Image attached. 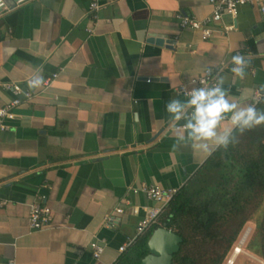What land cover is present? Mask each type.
<instances>
[{"label":"crops","instance_id":"obj_1","mask_svg":"<svg viewBox=\"0 0 264 264\" xmlns=\"http://www.w3.org/2000/svg\"><path fill=\"white\" fill-rule=\"evenodd\" d=\"M88 4L31 0L0 12V105L13 99L3 84L33 95L0 132V264H113L157 206L141 187L180 188L209 157L173 150L164 105L185 99L175 89L237 54L249 60L245 77L230 69L219 76L230 96L250 103L264 86V13L256 6L223 15L203 39L177 15L204 19L208 0H106L96 20ZM225 26L233 29L223 33ZM34 74L57 76L30 89ZM32 204L51 210L37 230L29 227ZM94 241L104 246L97 259Z\"/></svg>","mask_w":264,"mask_h":264},{"label":"trees","instance_id":"obj_2","mask_svg":"<svg viewBox=\"0 0 264 264\" xmlns=\"http://www.w3.org/2000/svg\"><path fill=\"white\" fill-rule=\"evenodd\" d=\"M257 107L264 110L261 103ZM215 150L179 188L156 225L136 237L113 264H141L152 231L165 226L181 237L171 264H223L244 225L264 203V126ZM247 248L264 261V213Z\"/></svg>","mask_w":264,"mask_h":264},{"label":"clouds","instance_id":"obj_3","mask_svg":"<svg viewBox=\"0 0 264 264\" xmlns=\"http://www.w3.org/2000/svg\"><path fill=\"white\" fill-rule=\"evenodd\" d=\"M230 63L233 65L231 72L243 79L249 60L237 54L231 57ZM43 82L41 75L34 74L28 87L37 89ZM223 85V77H217L214 85L192 87L185 93V99L172 98L165 103L164 110L175 141L173 150L183 147L210 156L217 149L226 151L230 145H235L238 142L236 133L264 126V110L257 107L264 102V86L255 101L242 104L234 100ZM225 121L228 127H222Z\"/></svg>","mask_w":264,"mask_h":264},{"label":"built area","instance_id":"obj_4","mask_svg":"<svg viewBox=\"0 0 264 264\" xmlns=\"http://www.w3.org/2000/svg\"><path fill=\"white\" fill-rule=\"evenodd\" d=\"M31 0H11V4H7L5 0L0 4V12L7 11L12 7L20 6ZM212 7V14L204 19H197L193 16L179 14L177 15L179 19V26L183 29H192L198 31L201 34L203 39H208L213 37L214 30L211 27V23L218 24L221 22L223 15H228L232 18H235L238 12V9L244 5L256 6L262 13H264V0H208ZM88 14L93 20H96L98 11L105 6L106 0H88ZM233 29L232 26L223 27L222 32L226 33L227 31ZM91 32V30H88ZM233 67L232 64H220L215 67H207L202 73L192 78L189 82L191 87H188L186 84L179 85L175 91L178 94H181L185 98V93L190 90L192 87H201V86H212L216 82V78L220 76L221 72L226 69ZM253 73V70L251 69ZM56 74L52 78L47 79L44 82V86L48 87L53 80L56 78ZM194 82V83H193ZM5 89H9L13 93V99L9 102L0 105V132L8 129V122L13 120L15 117L14 109L19 106L23 99L28 100L33 96L29 90L23 89L17 83H7L3 84ZM258 93H255L254 101L258 98ZM169 127V125H168ZM170 128V127H169ZM179 188H163L159 185H143L141 191L145 193L148 199L152 200L157 206H152L145 211L144 217L138 222L136 227V235L134 239L128 243L119 247V253L124 251V249L131 244L136 237L144 234L149 228L156 225L159 219V216L173 199V197L178 192ZM117 213L121 212V209L116 210ZM50 208L45 205L32 204L29 210V227L32 230H37L44 227L50 220ZM114 218L108 216L106 219V224L110 225L113 222ZM92 250V255L94 258H99L104 250V246L98 244L96 241L90 244Z\"/></svg>","mask_w":264,"mask_h":264},{"label":"water","instance_id":"obj_5","mask_svg":"<svg viewBox=\"0 0 264 264\" xmlns=\"http://www.w3.org/2000/svg\"><path fill=\"white\" fill-rule=\"evenodd\" d=\"M163 35H158L156 43L163 44ZM174 41L167 40V44ZM181 237L165 226L155 228L148 241V254L142 259L141 264H171L173 254L179 250Z\"/></svg>","mask_w":264,"mask_h":264},{"label":"rangeland","instance_id":"obj_6","mask_svg":"<svg viewBox=\"0 0 264 264\" xmlns=\"http://www.w3.org/2000/svg\"><path fill=\"white\" fill-rule=\"evenodd\" d=\"M263 213H264V203L261 205V207L254 214L253 218L244 225L240 235L238 236L237 240L234 242L231 249L229 250L223 264H229V261L231 260L233 254H234V250L240 244H241L240 248H241L242 252L238 253L235 256L232 264H264V261L261 258H259L257 255H255L253 252H251L247 248V245L255 236L256 222H258L261 219ZM246 231H248V235L245 238V240L242 241L243 235Z\"/></svg>","mask_w":264,"mask_h":264},{"label":"bare ground","instance_id":"obj_7","mask_svg":"<svg viewBox=\"0 0 264 264\" xmlns=\"http://www.w3.org/2000/svg\"><path fill=\"white\" fill-rule=\"evenodd\" d=\"M247 235H248V231H246V232L244 233L243 238H242V241L245 240V238L247 237ZM240 245H241V244H240ZM240 245H238V246L236 247V249L234 250V254H233L231 260L229 261V264H232L233 259L235 258V256H236L238 253L242 252V250H241V248H240Z\"/></svg>","mask_w":264,"mask_h":264}]
</instances>
